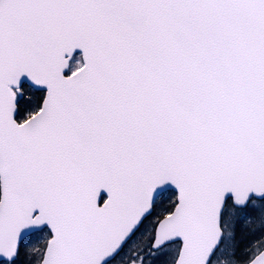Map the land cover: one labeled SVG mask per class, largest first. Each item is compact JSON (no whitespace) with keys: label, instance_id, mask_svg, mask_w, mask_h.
Listing matches in <instances>:
<instances>
[{"label":"snow or ice","instance_id":"obj_1","mask_svg":"<svg viewBox=\"0 0 264 264\" xmlns=\"http://www.w3.org/2000/svg\"><path fill=\"white\" fill-rule=\"evenodd\" d=\"M0 264H264V0H0Z\"/></svg>","mask_w":264,"mask_h":264}]
</instances>
